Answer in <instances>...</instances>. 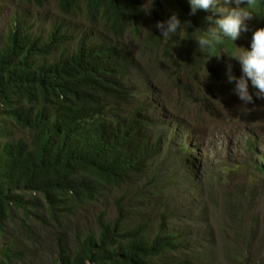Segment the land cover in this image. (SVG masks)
Returning a JSON list of instances; mask_svg holds the SVG:
<instances>
[{
    "label": "trees",
    "instance_id": "1",
    "mask_svg": "<svg viewBox=\"0 0 264 264\" xmlns=\"http://www.w3.org/2000/svg\"><path fill=\"white\" fill-rule=\"evenodd\" d=\"M27 1L36 6L47 2ZM147 1L158 18L160 11L174 9L187 18V29L193 27L190 22L200 19L206 22L205 34L211 28L206 18L212 12L197 9L195 14L188 13L184 0ZM57 3L66 14L85 6L92 21L101 22L97 16L101 14L113 29L109 31L119 36L135 12L139 17L145 11L138 0ZM252 10L255 27H264V0H256ZM25 22L24 15L18 16L7 39L0 41V116L31 134L28 144L22 140L4 142L6 133L0 129V230L12 219L14 210L26 216L37 210L39 197L46 205L43 212L53 221L60 220L58 210L72 213L69 201L93 203L104 190L126 184L140 158L151 151L147 133L150 119L143 109L132 106L133 95L126 84L129 55L116 44L92 39L88 42L85 35L75 39L77 44L72 50L57 55L54 52L69 38L61 29L65 24H57L43 41L46 39L23 31ZM158 31L148 39L149 44L159 37ZM175 35H168L169 43L153 47H159L162 56H170L175 50ZM222 41L228 52L237 46L246 47L244 42L234 44L230 38L218 44ZM180 57L176 60L179 67H187L192 60L189 53L184 64ZM230 62L234 74L241 73L239 62ZM116 210L115 220L105 224L100 219L98 232L86 235L74 254L61 246L56 262L153 264L148 256L155 244H148L143 226L121 229L118 225L126 214L118 204ZM5 256L10 258L7 252Z\"/></svg>",
    "mask_w": 264,
    "mask_h": 264
},
{
    "label": "rangeland",
    "instance_id": "2",
    "mask_svg": "<svg viewBox=\"0 0 264 264\" xmlns=\"http://www.w3.org/2000/svg\"><path fill=\"white\" fill-rule=\"evenodd\" d=\"M21 15L26 17L23 31L43 39H47L62 19L70 18L68 27L73 32V38L86 28L96 35L114 40L103 24L91 22L82 13H78L77 17L63 15L62 18L61 11L53 1L37 7L26 0H0L1 42L7 39L14 21ZM202 24L200 21L197 26L202 27ZM142 26V40L125 34L122 41L134 54L136 66L146 77L147 89L150 83L156 84L164 94L165 87L169 85L164 79L168 64L158 63L160 75H149L154 68L153 61L161 57L160 51L151 54V51L145 50L144 39L154 27L150 16L143 20ZM71 44L75 45L74 40L67 41L59 51L72 50ZM220 52H225L224 48ZM221 57L224 59L225 53H221ZM226 68L217 74L224 79L225 84H220L215 99L222 106L217 114L220 117L230 115L227 123L220 120L205 127L198 121L199 117L192 113V120L188 119L191 126L186 130L176 127L178 130L175 132L183 130L182 133L186 134L192 131L196 142L194 148H190L191 144L182 145L177 136L164 138L160 155L151 161L146 174L131 181L124 193L115 196L119 193L118 189L108 195L105 193L95 204L79 208L74 216L58 210L64 217L60 224L40 223L39 211L32 213L30 218L16 211L14 219L0 232V264H3L4 250L12 253L14 258L8 264H57L54 261L58 252L57 243L60 241L72 250L77 237L95 233L100 219L105 223L112 222L116 216L115 199L119 198L124 200V207L131 217L128 225H148L152 236L158 235L159 225L169 227L158 252L168 251L163 259L169 260L171 264L187 260L193 264H264V185L256 165L264 154V120L260 117L264 116V99L257 98L256 92H253L254 104H243L238 95H233V88L227 82ZM206 70L209 71L208 68ZM204 80V76L195 73V94L203 95V89L198 88ZM133 81L137 82L138 78ZM215 87L210 82L207 93L216 94ZM146 96L165 104L169 112L172 110L171 104L177 103L171 94L163 100L158 94L150 97L146 92ZM160 112L163 120L167 119L175 126L165 107ZM186 112L187 109L181 110V120H185ZM254 115L257 118H250ZM245 119H249L250 125L243 123ZM252 121L257 124L252 125ZM0 128L7 129L12 143L16 139H24L28 144L31 139L30 134L14 127L7 119L0 118ZM157 132L163 133L165 130L158 128ZM251 132L259 140L252 151L246 145ZM180 164L188 166L183 175L185 179L181 182L173 180V177L179 176L177 168ZM233 173L234 188L226 191L232 185L230 175ZM229 197L233 203L228 207L240 206L243 210L238 222L235 221L234 211H225V201ZM37 203L41 209L46 208L41 199ZM257 219L262 220L261 225H250L257 221L259 223ZM175 238L181 239L179 242L182 244L172 251L174 248L169 243Z\"/></svg>",
    "mask_w": 264,
    "mask_h": 264
},
{
    "label": "clouds",
    "instance_id": "3",
    "mask_svg": "<svg viewBox=\"0 0 264 264\" xmlns=\"http://www.w3.org/2000/svg\"><path fill=\"white\" fill-rule=\"evenodd\" d=\"M49 1H53L56 7L61 11V8L59 6V3H57V0H47V2L44 5H47ZM27 2L33 4L29 1ZM138 3L141 6V8L142 6L143 7L145 6L144 7L145 11L143 15L136 17L137 12H135L131 20L127 22L123 30L124 33L121 36L116 35L114 32H110L109 29L113 30L111 25L105 19H103L101 14L97 15L101 20L100 23L107 28L106 29L107 33L110 36H112L114 40L96 35L86 28H83V30L79 32L80 34H78L77 36H75V38H73V32L68 27L70 18L66 20L62 19V22H60L65 24V26L61 29L66 36H69V38L65 40V42L62 43V45L59 46L54 53H56L57 55H59L60 53H65L66 51L64 52L59 50L64 44L67 43V41L74 40V43L77 44L75 39L79 40V38L84 35L89 38L87 40L88 42H91L90 39H92V40L107 42L110 44H116L124 54H128L130 57L126 84L130 88L133 95L132 106L140 109H147L150 112V114L147 115L148 118L150 119L149 120L150 125L147 127V133L151 137V140L148 141L149 149L151 151L149 154L144 155L140 158V160L138 161V168L132 172V178L122 186L114 185L111 188L104 190V192L100 195V197L93 203L77 204L69 201V204L71 205L72 213L70 211H65V212H69V214L73 216L75 215L76 211L79 208L85 207L87 205L95 204L98 200H100L102 196L105 195V193H107L108 195L116 191V189H118L117 191H119V193L115 194V196L124 193V191H126V189L131 184V181L137 180L138 177L146 174V171L148 170L151 161L160 155V152L162 151L163 148L164 138L168 136H171L172 138L173 136H177L182 142V145L186 146L187 144H191L190 148H194L196 146V142L194 141V137H192L191 134L192 131H188L186 134L182 133V131L186 130L188 126H191L188 119L192 120V115H191L192 113L197 115V117H199L198 121L200 123H203L205 127L210 125L212 122H220V120H222L223 123H227L228 116L230 115L226 114L220 117L217 114V110L219 108H222V106L220 105L219 100L215 99L216 95L218 94V87L221 86L220 84L222 85L225 84L224 79L217 74L219 72H222L225 66L227 67L226 68L227 82L229 83V86L233 88L232 89V91L234 92L233 95L235 94L238 95L240 101H242L243 104L246 105H248L249 103L254 104L253 95H252L253 92H256L257 98L264 99V27L256 28L255 24H253L255 13L253 12L252 8L255 7L256 0H184V3L188 8V13L192 12L193 14H195L197 9L212 12L213 15H210L206 18L211 25V28L207 34H205L203 31L204 25L206 23L203 19H200L194 22L193 24L189 21L193 27L192 29H187L186 28V23L188 21L187 18L180 16L177 13V11L173 9L172 6L170 7L173 9V12L169 10H162L159 12V18H158L154 15L152 9L149 7V3L147 0H138ZM43 6H37V7H43ZM78 13H82V16H84L86 19H89L91 22H99V21H92L89 18V16H87L85 6H82V9L75 10L73 13H69V14H66L63 11H61V17L63 18V15L68 17H71L72 15V17L74 16L77 17ZM148 16H150V18L153 20L154 27L151 33L144 39L146 51H151V54L160 51L159 47H153V46H162L165 45L166 43H169L170 41L168 35L176 33L174 37V41L172 40L173 41L172 45L175 46V50L172 51L170 56H166V57L162 56L163 54L160 51L159 56L161 58H157L155 61H153L154 68L152 69L151 74H149L150 76H153L154 74L160 75L157 64L160 62H166L168 64L164 79L168 81L169 85L165 87L166 90L164 91V94L162 90L158 89L156 84L150 83V87H148L147 89L146 77L143 75L142 70L136 66V60L133 57L134 54L131 53L129 47H127L125 42L122 41L125 34H128L129 36L132 37H138L140 40H142V35H143L142 23L143 20H145ZM200 21L203 22L202 27L197 26V23ZM157 29L159 30L158 31L159 37L149 44L148 39L155 34ZM67 33H69V35ZM162 35H164V38ZM223 38H230V40L234 44H236L235 41L236 42L242 41L244 42L243 44L246 45V47L243 49L242 48L239 49V46H237V48L234 51L228 52L225 41H222L220 44H218ZM43 41H47V39ZM214 44H218L217 47H214ZM72 47L74 48L75 45H72ZM223 48L225 52H220ZM205 49H207V52H205ZM188 53L191 55L192 60L189 62L187 67L185 65L179 67L178 64H176V60L179 59V56H181L180 58L182 59V62L184 64L185 56ZM221 53H225L224 59L221 57ZM231 59H235L239 62L241 66V73L234 74L233 66L230 62ZM206 68H208L209 71L206 70ZM195 73L197 75L204 76L205 78V80L199 85L198 88V90L203 89L204 92L203 95L195 94L193 92V87L195 85L194 84ZM134 78H138V81L134 82L133 81ZM139 82L140 84L138 85ZM210 82L216 85L215 87V91L217 92L216 94L209 95L207 93L206 88L208 87V84ZM146 92H148L150 97H154L158 94L160 96V99L162 100L165 99L168 94H171L177 99V103L171 104L172 110L169 112V109L165 104H161L159 100L156 101L154 100V98H148L146 96ZM164 107L168 111L169 118L175 126H172L169 123V121H167V119L165 120L162 119L160 109L163 108L164 110ZM182 109H187L186 112L187 116L185 117V120H181L179 118ZM260 117L264 120V116H260ZM0 118H4V117L1 115ZM250 118L255 119L257 118V116L254 115L251 116ZM248 120L249 119L243 120V123L250 125ZM251 124L256 125L257 123H253L252 121ZM14 127L18 128V126L16 125ZM176 127L183 128V130L180 131V133H176L175 131L178 130V128ZM158 128L165 130V132L163 133L157 132ZM0 129H4V128H0ZM4 130L6 133L5 137L4 138L1 137V138L3 139L4 142L6 141L10 142L12 139L8 137L7 129ZM194 133L195 135L197 134L196 132ZM18 140L24 141V139H16V141ZM191 140L192 142H189ZM258 142L259 140H257L254 137V134L251 132L246 145L249 147V150L252 151ZM256 165L258 168V172L261 174V183L264 185V178H263L264 172H262L264 170V154L260 156V162L256 163ZM187 167H188L187 164H180L177 168V173L179 174V176L173 177V180L181 182L183 179H185L183 175L186 174ZM234 174L235 173L230 175L232 185L226 191H231L234 188L233 186V182L235 179ZM255 196L256 193L253 195V197ZM39 199L41 198L39 197ZM225 203L227 205V207H225V211L226 212L234 211V215L236 217L235 221L238 222L239 218L243 216L242 208L240 206L228 207L233 203V200L230 197L226 199ZM117 204L123 208V212L126 214L125 220L118 225L121 229H126V228L131 229L137 227L138 225H141V224L128 225L131 220V217L124 207V200H121L120 198L115 199V210L117 208ZM45 209H41V207H39L37 210H32L27 216L22 211L19 212L25 218H30L32 213L39 211L40 215H38V219L40 223L50 222L52 224H60L63 221L64 217H62V215L60 217V220L53 221L51 218H49L48 215H46L43 212ZM16 211L17 210L13 211L12 219H9L5 223V225L10 220L14 219V213ZM116 217H117V210H116L115 218ZM257 220H259V223L257 221L255 223H250V225H261L262 220L261 219H257ZM112 222L110 223L104 222V223L111 224ZM98 223L96 225V230L94 234L98 232ZM5 225H3V228L2 230H0V232L4 231ZM141 226H143V228L145 229V234L148 236L147 237L148 244L149 245L155 244V247L153 249L154 251L148 256V261L152 262L153 264L158 262L170 263L169 260L163 259V257L166 255V253H168V251L158 252V250H160V246L163 243V237H165L163 235H166V232L169 227L167 225H159L158 235L152 236L150 235V231H149L150 227L148 225H141ZM85 237L83 238L77 237L75 248L72 250H70L65 244L63 243L61 244V242L59 241L57 243V251L62 246L71 254H74L79 246V243ZM180 240L181 239L175 238L174 241L169 243V246L171 248H174L172 251L177 250V247L181 246L182 243L179 242ZM173 246H177V247H173ZM6 252L9 253L7 250H4L3 252L4 255ZM9 254H10L9 259H7L6 256L3 257V264H8L12 262L10 261V259H14L12 258V253ZM57 257H58V252H57ZM56 258L54 259L55 262H56ZM186 262H191V261L187 260Z\"/></svg>",
    "mask_w": 264,
    "mask_h": 264
},
{
    "label": "bare ground",
    "instance_id": "4",
    "mask_svg": "<svg viewBox=\"0 0 264 264\" xmlns=\"http://www.w3.org/2000/svg\"><path fill=\"white\" fill-rule=\"evenodd\" d=\"M144 114L148 115L149 114V111L147 109H143L142 111Z\"/></svg>",
    "mask_w": 264,
    "mask_h": 264
}]
</instances>
